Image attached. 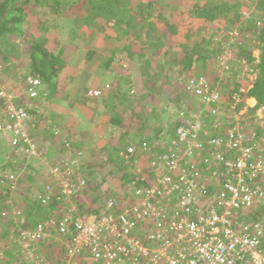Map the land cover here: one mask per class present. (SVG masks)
Listing matches in <instances>:
<instances>
[{
  "label": "trees",
  "instance_id": "1",
  "mask_svg": "<svg viewBox=\"0 0 264 264\" xmlns=\"http://www.w3.org/2000/svg\"><path fill=\"white\" fill-rule=\"evenodd\" d=\"M49 18L54 31L48 28ZM233 28L240 37L231 41V52L222 60L223 41ZM6 63L10 69L0 78V92L18 87L21 95H14L11 103L22 108L25 117L16 126L0 94V123L11 124L0 129V264L26 262L28 254L15 241L21 228L49 216H87L131 207L136 192L145 191L165 168L162 157L176 146V131L188 120L200 121L202 148L189 161L201 171L207 165L204 158L215 151L209 139L224 137L229 126H237L251 143L260 141L253 159L264 156V0H0V71ZM156 64L162 66L160 71ZM200 77L204 83L195 86ZM33 79L37 82L31 88ZM93 80L99 89L89 93ZM204 89L207 97H214L202 99ZM53 97L67 110H44ZM246 98L254 103L235 115ZM258 109L262 117L255 115ZM76 122L79 130L74 132ZM30 145L37 152L32 153ZM71 151L72 159L63 164ZM188 157L181 158L184 168ZM75 158L77 165L71 164ZM46 160L60 168L61 176L71 169L81 174L69 200L58 190L46 201L23 195L24 181L30 180L26 189L32 190L38 174H45L46 181L54 178V171L37 165ZM209 165L213 168V160ZM210 169L203 173L205 178ZM220 171L219 177L208 176V191L222 190L231 182L232 172L222 164ZM251 183L263 186L264 177ZM14 187L17 196L23 195L15 204L20 211L15 222L4 217L5 200ZM109 199L118 204L107 207ZM236 216L249 225L264 222V198L238 209ZM43 248L50 250V264L61 263L55 258L59 251L48 240L41 241L38 250L46 256Z\"/></svg>",
  "mask_w": 264,
  "mask_h": 264
},
{
  "label": "built area",
  "instance_id": "2",
  "mask_svg": "<svg viewBox=\"0 0 264 264\" xmlns=\"http://www.w3.org/2000/svg\"><path fill=\"white\" fill-rule=\"evenodd\" d=\"M36 82L30 80L31 88ZM202 83L204 79L200 77L194 85ZM207 93L204 89L207 99L214 97V94L207 97ZM0 94L6 101H12L11 93ZM7 108L16 118V126H20V119L25 117L22 108H15L11 102ZM193 121L188 120L186 126L177 129V139L173 141L176 146L162 157L165 168L145 191L136 192L131 207L87 216L66 213L49 216L34 226L21 228L15 241L28 257L26 262L17 264H50L38 252L43 240L52 245L58 242L63 249L60 264H78L74 261L76 256L88 261L84 264H264V222L249 225L236 216L238 209L246 210L264 198V184L254 187L251 183L255 177H264V156L252 158L253 151L260 148V141L251 143V138L247 141L248 137L237 126L227 127L224 137L209 139L215 151L204 158L207 165L201 171L193 160L189 161L202 148L197 136L199 118ZM10 125L0 123V129ZM30 149L34 153L32 145ZM231 150L237 155H225ZM186 154L190 157L184 161V168L181 158ZM221 164L232 172L233 178L222 190L210 192L208 176H221ZM209 168L205 178L203 173L207 174ZM58 169V166L51 169L54 178L43 185L46 195H38L43 201L53 190L60 191L68 200L76 192L72 172L68 170L66 176H61ZM9 174L13 179L14 175ZM115 204H118L115 199L106 201L107 207ZM59 236L65 237V241Z\"/></svg>",
  "mask_w": 264,
  "mask_h": 264
},
{
  "label": "rangeland",
  "instance_id": "3",
  "mask_svg": "<svg viewBox=\"0 0 264 264\" xmlns=\"http://www.w3.org/2000/svg\"><path fill=\"white\" fill-rule=\"evenodd\" d=\"M131 2H134V0H131ZM244 13H247V12H244ZM128 14L127 13H123L122 14V17L123 16H127ZM248 17V16H247ZM50 19V18H49ZM46 20V19H45ZM52 23V19H50V22H49V24H48V28H49V30H52V31H54L55 29L51 26V25H54V24H51ZM41 24V23H40ZM43 24V23H42ZM41 24V25H42ZM234 29H236V28H233V29H230L229 31H228V34H227V38L223 41V44H224V49H223V52L221 53V59L222 60H225V57H228L229 56V53L231 52V50H230V48H229V44L231 43V41H233V40H231V37H236V40H234V41H238V39H239V37H240V34H238L237 36L233 33V31H234ZM217 39H218V37H217ZM216 39V40H217ZM72 41H74V39H72ZM254 42V41H253ZM83 44V46L84 47H88L87 46V44L86 43H82ZM255 53H257L256 51H255ZM9 68L10 69V67L8 66V63H6V67H5V69H4V71H0V78L1 77H4L6 74H8V70L6 69V68ZM162 69V66L160 65V64H156V66H155V70H161ZM239 69H241V70H243L244 68L243 67H240ZM25 72V71H24ZM17 73H18V70L15 72V80H17L18 81V79H19V75H17ZM13 76V77H14ZM8 83H10V80H8ZM20 83H21V81L19 80L18 82H17V85L19 84L20 85ZM11 84V83H10ZM79 85H81V84H79ZM82 86V85H81ZM98 84L96 83V81L95 80H93V83L91 84V86H90V88H89V93L90 92H92V91H95L96 89H99L98 87ZM7 88V89H6ZM6 88H2L3 90H4V92H8V93H11V95H21V92H19V88L18 87H13V85H12V87H6ZM86 90V89H85ZM204 98V96H202V99ZM57 101H59L60 102V100H59V98L57 99V98H55V97H53L52 98V100H50L49 102H51V104H50V106L48 105L47 107H46V109H44V110H46V111H49V112H55V111H58L59 113L60 112H64V111H66L67 110V108L66 107H64V106H62V105H59L58 103H57ZM9 102H11V101H8V103H7V106H8V104H9ZM47 103H48V101H47ZM254 103V100L253 99H250V98H246L245 99V106H243L240 110H239V112L238 113H236L235 115H239V114H242V113H244L245 112V110H246V105H252ZM10 106V105H9ZM68 112H70L73 116H74V118H76L77 117V114H76V112L74 111V110H69ZM4 113L5 112H1V114L4 116ZM99 115V114H98ZM255 115L256 116H258V117H262L263 116V112L261 111V109H258L256 112H255ZM98 118L99 117H96L95 118V120H98ZM183 118H184V116H183ZM175 119V118H174ZM224 118H220V120L222 121ZM19 120V119H18ZM175 122V120H173V121H171V120H168V124H173ZM78 125H76V128H75V130H73L74 132L76 131V130H79V128H78V126H79V123L78 122H76ZM18 125V124H17ZM71 125H73V126H75L74 124H71ZM106 134V132L104 133V132H101L100 133V136H102V135H105ZM99 137V136H98ZM98 137H95V138H93V139H95V141L94 142H96L97 140L96 139H98ZM91 145V144H90ZM105 145H107V144H105ZM97 148V147H96ZM32 150L34 151V152H37V151H35V149H34V147L32 146ZM72 150V149H71ZM68 150H64L63 152H67ZM186 152H183V154H185ZM38 154V153H37ZM39 156H40V154H38ZM59 156H61L60 155V152H59V154H58ZM72 155H74V153H73V151H71V155H69V156H67V157H65L64 158V160H63V164L65 163V164H68L69 162H70V160H69V158L72 156ZM70 159H72V158H70ZM76 160V158L75 159H73L72 160V162H71V164H75L76 163V165L77 164H79V162L78 161H75ZM37 165L41 168V169H45L46 170V168H47V170H51V169H53L54 167H57V166H52L51 164H49L48 162H47V160L46 161H44V164H41V163H37ZM60 169V168H59ZM74 169H71V172H72V175H71V177H74L75 178V181H78L80 178H81V174L77 171V170H74ZM79 173V174H78ZM63 176V175H62ZM65 177H61V179H64ZM33 193V190H30V189H26L25 188V191H24V194L23 195H30V194H32ZM11 194V199H13V201L15 202V204H17L18 205V203H19V199L20 198H22V196L23 195H19V196H17V194H19V193H16L15 194V191L13 192V189H12V192L10 193ZM106 195L107 194H104V198H106ZM23 199V198H22ZM25 200L27 201V199L25 198ZM101 203H102V199H99V200H97L96 201V204L98 205V206H100L101 205ZM22 208V207H21ZM13 218L15 219V217H11V219L13 220ZM1 227H3V226H1ZM29 227H30V225H29ZM12 230L14 231L15 230V227L14 228H12ZM1 242H3V241H1ZM55 244H57V245H52V248L54 247V249L53 250H57V251H59V253H57V254H55V257H58V255H60V262H62L63 261V253H64V251H63V249L62 248H60V245L58 244V242H56ZM52 250V251H53ZM50 250H47V249H44L43 248V252L42 253H45V257H47V255L49 254L48 252H49ZM40 256H42L41 254H40ZM86 259H81V258H79L78 256H76V258H75V262L76 263H78V264H81V263H84V261H85ZM86 262H87V260H86Z\"/></svg>",
  "mask_w": 264,
  "mask_h": 264
},
{
  "label": "crops",
  "instance_id": "4",
  "mask_svg": "<svg viewBox=\"0 0 264 264\" xmlns=\"http://www.w3.org/2000/svg\"><path fill=\"white\" fill-rule=\"evenodd\" d=\"M253 99V98H251ZM254 100V99H253ZM8 172H11V171H8ZM12 174L15 175V172L12 171ZM37 182H36V185H32V190H33V193L29 195V199H32L34 196H36L37 198L39 197L37 194H43L44 190H43V185L44 183L46 182V175L45 174H38L37 175ZM29 181V182H28ZM28 182V183H27ZM14 183V182H13ZM23 187L24 188H30V180H26L24 181L23 183ZM39 187V188H38ZM38 188V189H37ZM15 191V187L13 189V192ZM12 192V191H10ZM11 194L8 195V198L5 200V208H6V211L4 212V217L8 220V221H14L15 222V219L13 218V220L11 219V217H15V214H19L20 211L18 210V208H16L15 206V202L13 201V199H11ZM22 199V198H20ZM19 199V200H20ZM14 223L13 225L10 226L11 230L12 228H14ZM13 231V230H12ZM15 232V230H14ZM3 245V242H1V239H0V247H2Z\"/></svg>",
  "mask_w": 264,
  "mask_h": 264
},
{
  "label": "clouds",
  "instance_id": "5",
  "mask_svg": "<svg viewBox=\"0 0 264 264\" xmlns=\"http://www.w3.org/2000/svg\"><path fill=\"white\" fill-rule=\"evenodd\" d=\"M1 248V247H0Z\"/></svg>",
  "mask_w": 264,
  "mask_h": 264
}]
</instances>
